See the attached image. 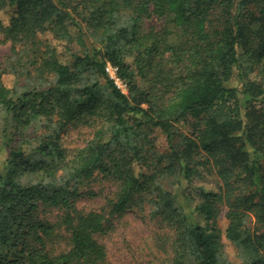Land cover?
I'll return each instance as SVG.
<instances>
[{"label":"trees","instance_id":"obj_1","mask_svg":"<svg viewBox=\"0 0 264 264\" xmlns=\"http://www.w3.org/2000/svg\"><path fill=\"white\" fill-rule=\"evenodd\" d=\"M3 44L43 47L39 75L51 80L20 86L0 72V264H105L104 216L74 207L97 175L116 186L110 215L145 204L173 231L171 264H264V95L252 68L264 70V0H0ZM230 100L241 120L207 117ZM86 122L92 137L67 151L62 134ZM173 128L180 152H158L143 132L170 139ZM176 174L202 175L186 204L166 185ZM55 236L64 251L51 252Z\"/></svg>","mask_w":264,"mask_h":264},{"label":"rangeland","instance_id":"obj_2","mask_svg":"<svg viewBox=\"0 0 264 264\" xmlns=\"http://www.w3.org/2000/svg\"><path fill=\"white\" fill-rule=\"evenodd\" d=\"M149 25L158 26L153 18ZM46 39L55 42L52 35L48 34ZM43 47H16V51H11L9 44L0 45V72L5 71L13 73L21 85L34 83L40 87L45 86L51 76L45 72L39 75L42 57L38 52H43ZM44 57V56H43ZM250 68V63L248 64ZM256 73V81L261 86L264 95V70L259 66H253ZM43 76V77H42ZM109 77L114 79L117 87L123 94H127L125 86L116 79L115 73H110ZM5 83L9 85L12 76L4 77ZM214 120L235 119L241 120L239 109L234 100H230L216 108L207 115ZM86 123L74 124L67 127L61 136V144L67 151H73L82 148L92 137L93 129ZM144 134L152 140L154 148L160 153L166 154L172 150L180 152L183 147L184 134L182 130L173 128L170 132L171 137L167 139L166 134L159 130H144ZM7 156V150L0 139V160ZM202 175H193L190 178H178L177 174L169 178L166 185L173 191L182 204H186L190 196H194L202 186ZM116 186L97 175L88 189L82 196L74 201V207L80 213H99L105 218L104 231L97 236V241L106 251L105 264H171V241L174 237L173 231L165 226L157 218L150 214L149 207L143 205L140 208L126 210L123 213L110 215L109 201L114 198ZM60 213L56 210L41 211L40 218L49 223L59 221ZM227 220L224 213L217 219V228L221 234L223 251L228 259L235 255V248L225 239V230ZM249 232H252L256 225L254 219L250 218L246 224ZM64 234L62 231H60ZM51 252L56 253L66 249V243L61 240V236L54 238L53 242L48 244Z\"/></svg>","mask_w":264,"mask_h":264},{"label":"built area","instance_id":"obj_3","mask_svg":"<svg viewBox=\"0 0 264 264\" xmlns=\"http://www.w3.org/2000/svg\"><path fill=\"white\" fill-rule=\"evenodd\" d=\"M106 72L108 73V75L110 74V73H115V69H113L109 64L106 66ZM116 75V74H115ZM112 79V78H111ZM117 79V78H116ZM114 80V79H113ZM114 82H115V80H114ZM115 84H116V82H115Z\"/></svg>","mask_w":264,"mask_h":264}]
</instances>
